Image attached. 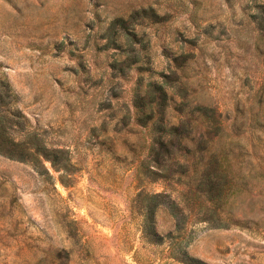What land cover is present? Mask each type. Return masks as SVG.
Listing matches in <instances>:
<instances>
[{
  "label": "rangeland",
  "instance_id": "374dc122",
  "mask_svg": "<svg viewBox=\"0 0 264 264\" xmlns=\"http://www.w3.org/2000/svg\"><path fill=\"white\" fill-rule=\"evenodd\" d=\"M0 77L66 151L50 174L0 155V264H186L141 231L138 193L166 190L137 174L151 138L133 98L152 82L229 115L243 165L264 163V129L248 126L264 106V0H0ZM238 198L248 227L182 220L189 257L264 264V184ZM171 223L158 212L160 233Z\"/></svg>",
  "mask_w": 264,
  "mask_h": 264
},
{
  "label": "trees",
  "instance_id": "16d2710c",
  "mask_svg": "<svg viewBox=\"0 0 264 264\" xmlns=\"http://www.w3.org/2000/svg\"><path fill=\"white\" fill-rule=\"evenodd\" d=\"M133 104L132 119L151 138L137 168L139 180L143 185L159 182L166 187L162 192L144 189L137 195L143 238L156 245L168 242L169 255L186 264H207L189 257L184 249L188 233L182 220L187 223L194 218L219 228L248 227L253 217L239 216L233 208L244 201L238 196L248 190L250 179L264 184V163L245 167L240 159L243 150L235 149V122L189 91L178 95L166 84L152 82L150 88L135 93ZM26 119L16 107L10 85L0 77V155L49 174L46 161L56 171L65 170L53 153L66 151L49 148ZM248 126L250 131L264 129L262 104L251 107ZM159 211L172 215L166 235L158 231Z\"/></svg>",
  "mask_w": 264,
  "mask_h": 264
}]
</instances>
